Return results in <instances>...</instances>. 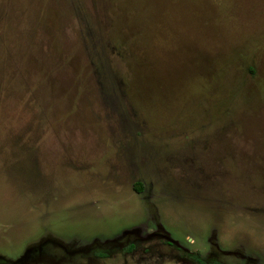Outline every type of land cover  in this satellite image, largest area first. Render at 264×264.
Instances as JSON below:
<instances>
[{"label": "rangeland", "instance_id": "1", "mask_svg": "<svg viewBox=\"0 0 264 264\" xmlns=\"http://www.w3.org/2000/svg\"><path fill=\"white\" fill-rule=\"evenodd\" d=\"M71 234L264 264V0H0V264Z\"/></svg>", "mask_w": 264, "mask_h": 264}, {"label": "flooded vegetation", "instance_id": "2", "mask_svg": "<svg viewBox=\"0 0 264 264\" xmlns=\"http://www.w3.org/2000/svg\"><path fill=\"white\" fill-rule=\"evenodd\" d=\"M141 187L142 185L136 188L138 191H141ZM139 235L142 236L138 231H135L134 237L136 239H138ZM71 236L76 240H80V242L74 244V247L66 248L59 242L55 243L59 245L57 246L55 244L48 243V241H43L38 243V245L31 247L32 249L27 255V262L29 263L32 261L33 264H43L39 263V260H37L34 256L35 254L42 255L45 253L51 255V258L55 262H59L61 259H66L67 261L72 262V264H114V262H118L117 264H128V256L133 255L139 244L138 240L130 238L123 243L115 239L110 243L101 245L98 243L89 244L87 242L82 243L81 240L83 237L81 236L73 234H71ZM53 240L54 239H50V241ZM167 243L171 244L169 241ZM50 245L56 247V250L52 251ZM179 250L181 251L180 248ZM178 257L183 260L184 264H234L224 261L218 256L213 257L212 255H209L208 257H204L192 249L186 252L183 251L180 256L178 255Z\"/></svg>", "mask_w": 264, "mask_h": 264}]
</instances>
